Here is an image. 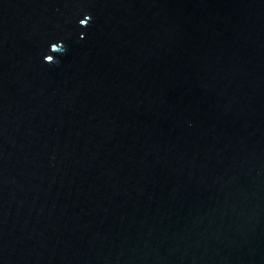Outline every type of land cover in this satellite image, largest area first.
Here are the masks:
<instances>
[{
    "label": "water",
    "instance_id": "water-1",
    "mask_svg": "<svg viewBox=\"0 0 264 264\" xmlns=\"http://www.w3.org/2000/svg\"><path fill=\"white\" fill-rule=\"evenodd\" d=\"M0 264H264V0H0Z\"/></svg>",
    "mask_w": 264,
    "mask_h": 264
},
{
    "label": "clouds",
    "instance_id": "clouds-1",
    "mask_svg": "<svg viewBox=\"0 0 264 264\" xmlns=\"http://www.w3.org/2000/svg\"><path fill=\"white\" fill-rule=\"evenodd\" d=\"M90 19H91V16L89 15V16H88V19H85V20H82V21H81V24L86 25V24L88 23V20H90ZM85 21H86L87 23H84ZM64 50H65V48H64V45H63V42H62V41H61V42H57V43H53V44L51 45V51L59 52V51H64ZM45 60H46L48 63H54V62H57V61L55 60V57L52 56L51 54L47 55V56L45 57Z\"/></svg>",
    "mask_w": 264,
    "mask_h": 264
}]
</instances>
